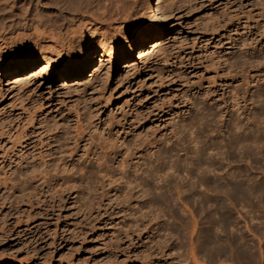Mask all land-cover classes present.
<instances>
[{"label":"rangeland","instance_id":"rangeland-1","mask_svg":"<svg viewBox=\"0 0 264 264\" xmlns=\"http://www.w3.org/2000/svg\"><path fill=\"white\" fill-rule=\"evenodd\" d=\"M142 2L82 0L98 33L63 29L62 64L132 38ZM164 8L148 56L92 53L67 82L0 71V264H264V0Z\"/></svg>","mask_w":264,"mask_h":264},{"label":"bare ground","instance_id":"bare-ground-1","mask_svg":"<svg viewBox=\"0 0 264 264\" xmlns=\"http://www.w3.org/2000/svg\"><path fill=\"white\" fill-rule=\"evenodd\" d=\"M81 1L0 0V30H8L5 28L6 25L10 27L12 26V28H14L13 26L18 28H16V30H18V58L12 59L7 56H0V71L6 72L12 76L14 75L15 77H13L14 79H17L16 82L18 83L19 77L25 75L28 70L34 68L38 63L43 62L49 66L51 72L55 73L58 77H62L63 80L67 82L69 80L71 81L82 78L86 75L92 64L95 62V59H92V53H96L101 62L105 59V56L108 57L110 55L113 57H128L134 49L139 51L140 55L148 56V54L150 55L159 48V40L164 34V20L165 18L168 19V17H166L168 13L164 8L165 0H143L139 12L141 13L143 28L137 31L132 38H128L127 36H124L123 38H120V36L108 38L104 34H99L96 41L93 40L89 46H87L89 44L86 43L87 40L82 39V50L73 55V60L70 64H62L64 49L63 46L60 45V40L62 39L61 36H63L60 35V32H63V29H65V33H69V31L72 30L71 27L73 23L79 19L77 18V14L82 11V5H80ZM82 20L79 21L87 23ZM91 26L94 27L91 22L86 24V34L96 36L98 33L96 30L97 28L93 29ZM106 53H108V55H106ZM140 55H138V57ZM98 65L101 66L103 64ZM97 66L96 68L98 69L99 67ZM40 70L42 72L46 71L43 66ZM30 76L31 75L29 74L28 77L30 78ZM28 77H23V79L27 80ZM24 83L25 81L23 84ZM198 152L200 153V150ZM170 168L173 169L171 166ZM199 169L201 170V168ZM206 176H203L201 180H205Z\"/></svg>","mask_w":264,"mask_h":264}]
</instances>
